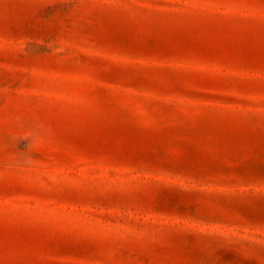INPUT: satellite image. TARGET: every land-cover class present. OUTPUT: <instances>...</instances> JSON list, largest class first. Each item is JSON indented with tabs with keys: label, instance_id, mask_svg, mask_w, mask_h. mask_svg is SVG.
Listing matches in <instances>:
<instances>
[{
	"label": "rangeland",
	"instance_id": "1",
	"mask_svg": "<svg viewBox=\"0 0 264 264\" xmlns=\"http://www.w3.org/2000/svg\"><path fill=\"white\" fill-rule=\"evenodd\" d=\"M0 264H264V0H0Z\"/></svg>",
	"mask_w": 264,
	"mask_h": 264
}]
</instances>
